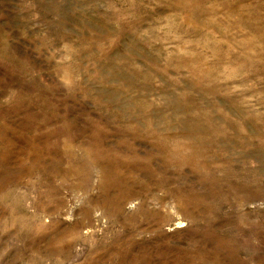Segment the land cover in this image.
I'll return each instance as SVG.
<instances>
[{
	"label": "rangeland",
	"instance_id": "rangeland-1",
	"mask_svg": "<svg viewBox=\"0 0 264 264\" xmlns=\"http://www.w3.org/2000/svg\"><path fill=\"white\" fill-rule=\"evenodd\" d=\"M0 264H264V0H0Z\"/></svg>",
	"mask_w": 264,
	"mask_h": 264
}]
</instances>
